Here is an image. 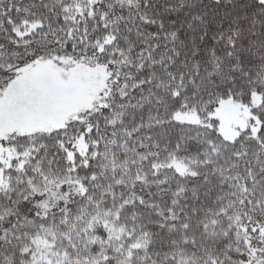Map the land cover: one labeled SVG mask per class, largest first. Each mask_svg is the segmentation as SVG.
Segmentation results:
<instances>
[{"label":"snow or ice","instance_id":"6c2138e0","mask_svg":"<svg viewBox=\"0 0 264 264\" xmlns=\"http://www.w3.org/2000/svg\"><path fill=\"white\" fill-rule=\"evenodd\" d=\"M0 264H264V0H0Z\"/></svg>","mask_w":264,"mask_h":264}]
</instances>
